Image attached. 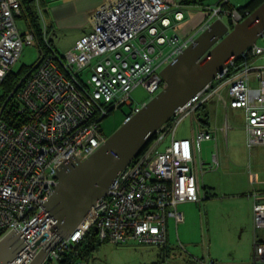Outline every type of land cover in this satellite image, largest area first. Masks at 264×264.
I'll return each mask as SVG.
<instances>
[{
    "label": "built area",
    "instance_id": "obj_1",
    "mask_svg": "<svg viewBox=\"0 0 264 264\" xmlns=\"http://www.w3.org/2000/svg\"><path fill=\"white\" fill-rule=\"evenodd\" d=\"M228 1L207 9L209 17L199 33L217 17L228 15L230 26L245 17L238 8L225 7ZM183 7L168 0L102 3L92 14L91 31L61 52L47 27L41 29V36L29 25L19 29L16 19L23 15L22 0H0V89L24 44L37 46L40 59L0 114V238L13 228L23 231L43 211L65 160L86 159L106 140L100 128L105 116L126 104L127 119L143 107L149 99L136 101L135 87L142 85L151 98L166 86L161 70L199 34L184 37L178 30L185 16ZM263 54L264 42H257L180 106L172 118L175 122L168 121L155 133L74 232L54 242L41 264H61L72 247L91 238L167 246L169 219L177 227L185 217L179 205L201 200L200 170L205 168L201 143L215 137L198 118L192 120L190 137H176L177 124L217 98L225 107L244 110L247 143L260 144L264 151V63L253 62ZM249 194L255 230L251 260L231 263L192 257L193 262L264 261V238L256 233L264 228V201L256 191ZM55 223L47 215L37 219L26 236V247L7 264H29L53 239ZM75 259V264H88L84 257Z\"/></svg>",
    "mask_w": 264,
    "mask_h": 264
},
{
    "label": "water",
    "instance_id": "obj_2",
    "mask_svg": "<svg viewBox=\"0 0 264 264\" xmlns=\"http://www.w3.org/2000/svg\"><path fill=\"white\" fill-rule=\"evenodd\" d=\"M264 33V1L233 26L223 18L213 19L185 50L170 61L161 75L166 86L124 122L86 159L69 158L57 173L58 182L43 211L23 230L8 231L0 238V264H7L26 247L30 226L40 217L56 221L54 237L29 264H41L50 247L69 237L93 205L108 193L119 173L140 153L152 136L176 114L196 92L240 58ZM40 59L24 74L0 107L22 85ZM44 235L32 245L38 246Z\"/></svg>",
    "mask_w": 264,
    "mask_h": 264
},
{
    "label": "rangeland",
    "instance_id": "obj_3",
    "mask_svg": "<svg viewBox=\"0 0 264 264\" xmlns=\"http://www.w3.org/2000/svg\"><path fill=\"white\" fill-rule=\"evenodd\" d=\"M32 7L36 11L35 0L32 2ZM38 16L42 20L40 13ZM224 17L227 19V16ZM16 21L21 31L26 29L28 25L26 15L17 17ZM66 39L67 37L64 38ZM257 42L263 44V36L259 37ZM63 49L60 51L68 50L66 47ZM38 59V47L24 44L18 61L13 65V70L18 71L30 67ZM253 62L264 63V54L254 58ZM132 96L139 102L150 99V94L142 85L132 90ZM211 100L213 98L209 100L211 103L209 106L210 121L213 124L216 122L222 125L225 111ZM128 112L129 108L126 104L112 110L101 121L102 132L110 135L124 122ZM228 112L234 128L229 130L227 142L225 134L221 133L219 145H215L214 140H209L208 144L207 141L202 143L200 152L206 165L203 170H200L203 189L201 200L190 203L188 206L183 205L182 209L186 219L179 222L177 227L173 219H169L167 230L169 240L167 251L163 249L166 253L164 260L158 261L160 248L156 245L137 241H130L127 244H114L106 241L97 249L95 261L91 264H200L198 261L188 262L192 257L227 262L228 258L235 256L236 263L251 259L254 243L253 229L251 239L245 237L246 231H242L240 226L242 220L240 209L234 203L239 202L242 206L241 201H247V192L254 186H262L264 153L260 149L249 148L243 130L242 109L231 108ZM191 118L194 121L193 115H187L179 121L177 136H190ZM171 121L174 123L175 119L169 122ZM170 137L169 133L167 139L160 145L161 148ZM213 154L217 155L218 164L213 163ZM256 230L258 236L264 237V228ZM259 264H264V261Z\"/></svg>",
    "mask_w": 264,
    "mask_h": 264
},
{
    "label": "crops",
    "instance_id": "obj_4",
    "mask_svg": "<svg viewBox=\"0 0 264 264\" xmlns=\"http://www.w3.org/2000/svg\"><path fill=\"white\" fill-rule=\"evenodd\" d=\"M111 1H114V0H39V4L38 5L36 4L37 5L36 13L39 14L41 11L42 14L40 15H42L43 21L40 20L39 18L38 19L39 25L41 26V28L47 27V29L50 32L53 45L56 47L58 51H60L64 47L69 49L75 44L77 39H79L82 35L88 33L89 31H91L92 14L94 10L100 4L105 3V2H111ZM168 1L174 2L176 4L184 5L183 11H184L185 16L182 21L178 22L177 28L181 32V34L184 37H186L189 35L199 33L201 25L209 17V14L206 13L207 9H209L210 7L214 5H217L220 0H168ZM249 1L250 0H229L225 4V7L239 8V7L246 5ZM224 16H227V19H225ZM224 16H223V19L229 22V16L228 15H224ZM65 37H67L66 40H64ZM63 50H66V49H63ZM211 101H213L216 106L218 107L220 106L224 109L225 111L224 124L218 125L216 122L215 124H213L210 121L209 106L211 103H209V100L205 103V110L207 112V123H203L201 121V117L203 116L202 114H200L203 111L202 108L198 109L197 113H195L193 117L198 118L199 123L202 127L214 132L215 137L210 140H214L215 145H219L220 134L221 133L225 134V140L227 142L228 132L230 129L234 128V124L229 119L228 109H231V108L225 107L217 98H213V100ZM233 109H241V108H233ZM242 115H243V123H242L243 130H244L246 141H247V133L245 129L246 118H245V112L243 109H242ZM192 123L193 121L191 118V124H190L191 134H192ZM190 136H177L176 135V137H190ZM206 141H207V144L210 142L209 140H205V142ZM249 148L250 149H253V148L260 149L264 153L263 147L260 144H256L251 147L249 146ZM214 155L216 156V163L215 162L213 163L218 164L219 162H218V158L216 154H213L212 159ZM205 165H206V162H205ZM262 183H263L262 186L260 185L254 186L252 190L247 192L246 194L247 201H241L242 206L240 205L239 202L234 203L235 206L240 209V215L242 217L240 226L242 227V231L244 232L246 231L245 237H248V239H251L252 229H253V237L255 233L254 221H253V198L249 193L253 191L258 192L260 199L264 201V182ZM200 185H201V193H202L203 189H202L201 179H200ZM190 203H194V202L193 201L182 202L179 205V208L183 211L182 209L183 205L188 206ZM229 206H230V203H229ZM183 213L185 216L184 219H186L185 212L183 211ZM215 214H217L216 211H215ZM174 224H175V221H174ZM256 233H257V230H256ZM259 238H264V237L259 236ZM168 240H169V237H168ZM232 257L233 258L231 259L228 258L227 262L236 263L235 262L236 257L235 256H232ZM188 262H193V260H190ZM241 262H248V261L243 260ZM237 263H240V262H237Z\"/></svg>",
    "mask_w": 264,
    "mask_h": 264
},
{
    "label": "trees",
    "instance_id": "obj_5",
    "mask_svg": "<svg viewBox=\"0 0 264 264\" xmlns=\"http://www.w3.org/2000/svg\"><path fill=\"white\" fill-rule=\"evenodd\" d=\"M22 1H23V15H26L28 25L33 28V30L35 31V33L38 36H41V34H42L41 29L42 28L39 25V21H38L39 16L32 7L33 0H22ZM263 1L264 0H250L246 5L239 7L238 9L240 10V12L243 13L244 16H246L248 13H250L252 10H254ZM32 66L27 67V68H23V69L18 70V71H14L12 68L8 72L4 82L2 84V87L0 89L2 91L0 93V107L3 104V102L5 101V99L7 98V96L9 95V93L11 92V90L17 84V82L21 79V77L24 74H26L32 68ZM11 101H12V99H10L9 102L11 103ZM201 108L203 109V111L200 113L203 115L201 117V121L203 123H207V112L205 110V104L201 105L199 109H201ZM154 137H155V134L152 136V138L148 141V143L145 145V147L140 152H142L147 147V145L153 140ZM102 243L103 242H99V241L95 242L93 240V238H91V240L88 241L87 243L85 241L79 242L76 246L72 247L67 252L66 259L62 260L61 264H64V263L75 264V260H76L75 258L76 257H80V258L84 257L85 260L88 262V264L93 263L92 261H95L96 251L99 248V246L102 245ZM158 248H160V252L158 255L159 256L158 261H162V260H164L165 254H166L163 249H166V251H167V246H161ZM68 261H70V262L68 263Z\"/></svg>",
    "mask_w": 264,
    "mask_h": 264
},
{
    "label": "flooded vegetation",
    "instance_id": "obj_6",
    "mask_svg": "<svg viewBox=\"0 0 264 264\" xmlns=\"http://www.w3.org/2000/svg\"><path fill=\"white\" fill-rule=\"evenodd\" d=\"M108 136V135H107Z\"/></svg>",
    "mask_w": 264,
    "mask_h": 264
}]
</instances>
